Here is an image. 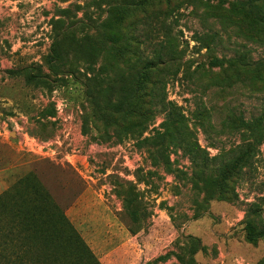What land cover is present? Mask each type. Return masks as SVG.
<instances>
[{
    "label": "rangeland",
    "instance_id": "374dc122",
    "mask_svg": "<svg viewBox=\"0 0 264 264\" xmlns=\"http://www.w3.org/2000/svg\"><path fill=\"white\" fill-rule=\"evenodd\" d=\"M249 3L146 0L109 7L103 28L104 2L0 0V194L34 173L101 264H264V22ZM158 54L194 160L170 146L163 161L159 108L119 104L135 63ZM249 142L211 195L198 168L213 174Z\"/></svg>",
    "mask_w": 264,
    "mask_h": 264
},
{
    "label": "trees",
    "instance_id": "16d2710c",
    "mask_svg": "<svg viewBox=\"0 0 264 264\" xmlns=\"http://www.w3.org/2000/svg\"><path fill=\"white\" fill-rule=\"evenodd\" d=\"M104 2L107 6V15L99 21V26L109 27V7H126L129 5H141L146 0H94ZM250 7L252 0H249ZM109 3V5H108ZM259 4V7H261ZM63 8V11H68ZM252 10V7H251ZM251 14L258 21L264 22V11L254 9ZM93 52L98 50L95 44L84 46ZM158 54V58H141L133 67V73L129 75V82L136 80L138 74L141 80L135 89L132 101L130 94H126L119 102L120 106L128 105L137 109L142 104L147 109L142 116H148L153 108H159L163 113V119L155 137L151 139L153 145L160 150L163 161H168L167 151L170 146L183 148L192 159L198 155L193 151L187 139V119L178 106L165 100L163 93L165 62ZM141 64L138 66V63ZM51 73L58 76L68 72L66 69L49 67ZM162 76H159L162 73ZM116 78H111L109 83L115 84ZM147 96L146 101H140L141 95ZM107 100V99H106ZM104 106V104H103ZM118 103L105 102L106 108L119 111ZM157 138V139H156ZM156 139V140H155ZM145 140H148L145 138ZM253 149L250 142L241 148L238 156L222 163L215 168V172L205 173L202 167L198 168L197 176H201L203 184L208 187L212 195L220 193L226 187L230 176L243 164L246 155ZM197 164V163H195ZM134 220L135 217L131 216ZM0 264H101L90 247L82 239L80 234L67 220L64 208L57 204L49 192L45 191V185L34 173L29 172L16 179L0 194ZM142 264H155L148 261Z\"/></svg>",
    "mask_w": 264,
    "mask_h": 264
},
{
    "label": "crops",
    "instance_id": "0c3cea01",
    "mask_svg": "<svg viewBox=\"0 0 264 264\" xmlns=\"http://www.w3.org/2000/svg\"><path fill=\"white\" fill-rule=\"evenodd\" d=\"M100 260L102 261L103 264H116L118 262V258L116 257H110L109 259H107L106 257H102L100 258ZM109 260L112 262L113 260V263H109Z\"/></svg>",
    "mask_w": 264,
    "mask_h": 264
}]
</instances>
